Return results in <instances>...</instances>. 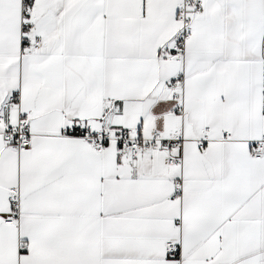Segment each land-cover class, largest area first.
<instances>
[{"label": "snow or ice", "instance_id": "obj_1", "mask_svg": "<svg viewBox=\"0 0 264 264\" xmlns=\"http://www.w3.org/2000/svg\"><path fill=\"white\" fill-rule=\"evenodd\" d=\"M0 264H264V0H0Z\"/></svg>", "mask_w": 264, "mask_h": 264}]
</instances>
